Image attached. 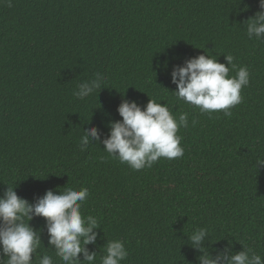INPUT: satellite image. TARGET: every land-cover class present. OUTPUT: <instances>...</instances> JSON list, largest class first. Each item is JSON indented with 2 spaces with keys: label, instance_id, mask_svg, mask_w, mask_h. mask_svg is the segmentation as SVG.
Masks as SVG:
<instances>
[{
  "label": "trees",
  "instance_id": "trees-1",
  "mask_svg": "<svg viewBox=\"0 0 264 264\" xmlns=\"http://www.w3.org/2000/svg\"><path fill=\"white\" fill-rule=\"evenodd\" d=\"M259 10L258 0H0V195L15 186L35 203L49 189L88 188L81 211L99 219L95 244L85 245L95 264L112 239L129 252L121 264H200L205 253L242 246L264 264V166L255 167L264 158V39H249L245 21ZM204 51L249 70L231 117L201 113L172 92L173 66ZM97 72L99 90L76 98V86ZM149 98L177 119L188 113L177 133L184 155L135 171L102 141L108 122L122 119V100L143 109ZM29 224L42 240L33 264L43 254L63 264L45 218ZM197 227L209 231L194 248Z\"/></svg>",
  "mask_w": 264,
  "mask_h": 264
},
{
  "label": "clouds",
  "instance_id": "clouds-1",
  "mask_svg": "<svg viewBox=\"0 0 264 264\" xmlns=\"http://www.w3.org/2000/svg\"><path fill=\"white\" fill-rule=\"evenodd\" d=\"M258 3L260 10L245 20L249 39H264V0H258ZM225 57L227 66L204 51L187 59L183 66H173L170 75L176 85L172 92L177 100L195 106L201 113L222 110L225 117H231V108L242 102L241 89L249 84L250 73L247 66L237 69L232 55ZM229 66L236 69L234 76L229 75ZM103 81V75L97 72L94 78L80 82L73 95L85 99L99 90ZM117 111L122 119L108 122L109 134L102 141L109 157L139 171L151 168L160 158L171 160L184 155L180 146L182 137L177 133L180 128L189 126L187 112L181 113L177 119L167 104L151 98L143 109L134 100H122ZM192 123L196 122L193 120ZM87 131L92 140H99L96 127ZM89 143L88 136L82 132L81 150ZM256 165L264 166V158H258ZM14 188L7 186L0 195V264H33V254L42 242L39 230L29 224L35 216L45 218L48 244L63 264H95L97 253L90 252L85 245L95 244L97 233L94 229L100 228L99 219L93 215L85 216L81 211L89 196L88 188L68 187L59 192L49 189L37 197L35 203L18 196ZM208 231L206 227L195 228L189 235L192 247L199 248ZM242 249L215 258L205 253L198 259L200 264H222V261L227 264H262V257L252 252L250 246H242ZM79 255H83V261ZM128 255L123 241L108 240L100 264H121ZM37 264H53V258L43 254L37 257Z\"/></svg>",
  "mask_w": 264,
  "mask_h": 264
}]
</instances>
